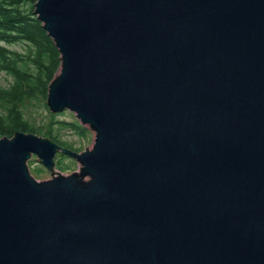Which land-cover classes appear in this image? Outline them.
Returning <instances> with one entry per match:
<instances>
[{
    "label": "water",
    "instance_id": "95a60500",
    "mask_svg": "<svg viewBox=\"0 0 264 264\" xmlns=\"http://www.w3.org/2000/svg\"><path fill=\"white\" fill-rule=\"evenodd\" d=\"M34 13L61 58L47 104L95 142L0 137V264H264V0ZM58 152L80 170L56 172Z\"/></svg>",
    "mask_w": 264,
    "mask_h": 264
},
{
    "label": "trees",
    "instance_id": "16d2710c",
    "mask_svg": "<svg viewBox=\"0 0 264 264\" xmlns=\"http://www.w3.org/2000/svg\"><path fill=\"white\" fill-rule=\"evenodd\" d=\"M36 1L0 0V70L14 78L10 86H0V137H12L17 131L35 133L34 127L23 117L20 105L32 96L42 95L46 99L49 84L61 66L59 49L34 13ZM18 41L29 46L26 52L1 44ZM32 65L33 72L30 71ZM71 125L75 129H85L78 121ZM46 135L58 141L50 133Z\"/></svg>",
    "mask_w": 264,
    "mask_h": 264
},
{
    "label": "rangeland",
    "instance_id": "374dc122",
    "mask_svg": "<svg viewBox=\"0 0 264 264\" xmlns=\"http://www.w3.org/2000/svg\"><path fill=\"white\" fill-rule=\"evenodd\" d=\"M1 44L9 46L13 50H18L20 52H26L29 47L23 41H18L16 43L1 42ZM30 68L31 72L35 70L33 65ZM13 82L14 78L12 74L5 70H0V86L8 87ZM2 109L4 111V107ZM20 110L24 115L23 117L29 122L31 126L34 127V132L38 135L46 137L47 135L45 136V134L50 133L53 137H56L58 141L68 145L64 147L73 149L77 152H83L87 148H92L94 145L95 132L91 130L88 125L81 124L76 114L71 110L65 109L58 112H52L47 104V97L46 99L42 95L28 97L20 105ZM74 121H78V123L83 125L85 129H75L71 125ZM58 141L55 142L60 144ZM55 162L56 172H61L62 174L66 175L80 170L81 167L80 162L75 157L64 152H58L56 154ZM28 164L31 174L38 180L49 179L53 176L51 171L36 155H33L30 158Z\"/></svg>",
    "mask_w": 264,
    "mask_h": 264
}]
</instances>
